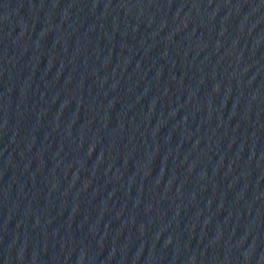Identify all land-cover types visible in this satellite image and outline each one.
<instances>
[{
	"label": "water",
	"instance_id": "95a60500",
	"mask_svg": "<svg viewBox=\"0 0 264 264\" xmlns=\"http://www.w3.org/2000/svg\"><path fill=\"white\" fill-rule=\"evenodd\" d=\"M0 264H264V0H0Z\"/></svg>",
	"mask_w": 264,
	"mask_h": 264
}]
</instances>
